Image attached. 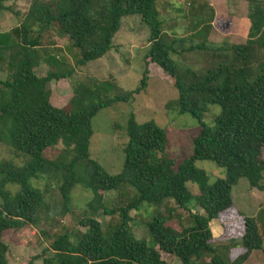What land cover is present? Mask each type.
<instances>
[{
	"label": "trees",
	"instance_id": "obj_1",
	"mask_svg": "<svg viewBox=\"0 0 264 264\" xmlns=\"http://www.w3.org/2000/svg\"><path fill=\"white\" fill-rule=\"evenodd\" d=\"M12 1L0 0V12H11L5 3ZM155 1L30 0L22 19L0 32V72L5 73L0 78V144L14 158L23 159L19 165L0 161V264H6L4 231L37 228L45 222L52 202L45 199V190L31 184L40 178L53 183L63 212L68 211L72 189L80 186L92 195L87 203L91 211L101 209L104 215L118 217L106 233L93 218H83L78 222L83 232L55 235L41 251V264H165L159 252L180 264H241L261 248L256 222L239 213L243 234L233 245L244 253L226 262L209 244L208 224L231 209L230 192L239 179L246 180L250 190H264V0H241L247 21L243 44L223 41L217 46L194 43L205 39L212 17L201 15L193 0H186L190 25L183 36L164 29ZM126 16H138L148 28L144 60L173 80L177 112L193 118L198 131L191 139L190 154L174 166L165 154L164 130L153 121L136 124L129 114L121 170L108 175L89 158L91 119L99 110L126 103L142 92L151 68L144 69L135 89L111 97L108 83L76 82L66 107L56 108L49 103V84L68 79L71 71H61L57 57L40 50L39 40L47 30L65 37L77 54L75 65L84 66L111 49ZM194 52L209 63L203 72L172 59ZM43 65L53 70L37 77L34 70ZM211 106L219 111L206 125L202 116ZM56 144L61 149L54 159L48 158L45 151ZM196 161L212 163L223 177L209 184L205 172L194 166ZM188 185L197 194H191ZM8 186L17 190L11 193ZM124 188L133 194L127 202L116 209L103 207L100 193ZM164 200L201 214H190V224L179 231L155 212L145 224L149 242L135 240L129 212L142 205L157 207ZM38 234L47 240L45 231Z\"/></svg>",
	"mask_w": 264,
	"mask_h": 264
},
{
	"label": "rangeland",
	"instance_id": "obj_2",
	"mask_svg": "<svg viewBox=\"0 0 264 264\" xmlns=\"http://www.w3.org/2000/svg\"><path fill=\"white\" fill-rule=\"evenodd\" d=\"M214 1L213 4L217 14L225 17L224 19L218 18L219 31L229 32L234 38H222L225 40L218 39L217 41L214 36L211 38L209 45L217 46L218 43L223 41L230 44H243L245 39L240 41L237 39L236 33L239 28L242 29V26H244L242 23L246 12L245 2L241 0ZM29 2L30 0H14L5 3V6L12 13L8 11L0 12V32L10 30L22 19L28 9ZM203 2L207 1L193 0V5L196 6ZM186 3V0L155 1V9L159 19L163 21L164 29L173 31L174 36H183L182 34L185 30L187 32L190 25V15H187L189 10ZM232 7L236 11L232 14L233 17L226 12V10H231ZM176 9H179L180 12H176ZM13 13L15 15H12ZM201 15L207 16L206 13H202V10ZM233 21L234 24H231ZM232 25L233 27H231ZM54 33V31L49 30L43 31L39 40L42 47H40V50H43V53L47 55L57 57L60 70L63 72L70 70L71 75L68 79H61L49 84V103L53 107H66L71 97L72 87L76 82L108 83L111 86L108 96L111 97L135 89L144 69L147 66L151 68L147 71L146 87L142 92L133 95L126 103H117L99 110L91 119L92 135L88 146L89 158L94 160L105 173L116 175L121 170L123 164L122 149L126 143L124 128L129 114L133 115L136 124L153 121L164 130L166 138L165 154L173 161L174 166L183 157L190 154L191 139L198 131L197 122L189 115L177 112L176 91L172 86L173 80L145 62L144 53L147 49L146 41L149 30L141 23L138 16L123 17L112 39L111 49L100 59L89 62L84 66L75 65L76 52L70 47L65 37H56ZM33 36L34 33L30 34V37ZM201 42L202 40L199 39L194 41L198 44ZM172 59L177 60L182 66L198 72H203L209 66L207 59L199 52L173 56ZM48 70H53V68L43 65L38 66L34 72L37 77H43ZM3 72H0V78L5 76ZM218 111L217 107H208L207 112L202 116V122L210 125L212 122L210 120ZM60 149V144H56L51 149L46 150L45 155L54 159ZM3 160H12L17 165L23 162L22 158H14L10 150L0 144V161ZM194 166L205 172L209 184L215 179L223 177L222 170L210 162L196 161ZM31 184L42 191L45 190V199L52 202V205L49 208L48 215L45 216V222L40 223L37 228L24 226L18 230H7L2 233L1 241L6 246V264H41V251L51 242V239L55 235L63 233L83 232V229L78 226V222L83 218L96 220L100 224L103 233L107 232V227L118 221L116 213L107 216L102 213L101 209L91 211L87 207V203L92 200V195L80 186L72 189L68 211L63 212L60 208L59 195L51 181L40 178L31 181ZM7 188L11 193L17 190L15 186H8ZM188 189L191 194H197L193 185H188ZM100 195L103 207L110 210L116 209L127 202L133 194L128 188H124L118 192L112 191L104 194L100 193ZM230 198L232 202L231 209L226 213H220L216 219L208 224L211 233L209 244L226 262L233 261L241 256L244 250L233 245L239 243L243 234L240 213L254 219L261 243V248L252 251L241 264H264L261 250L264 249V190L260 192L250 190L246 180L239 179L231 189ZM155 212L165 217L166 225L177 227L179 231L190 224V214H201V211L195 209L191 213L178 209L170 200H164L154 208L142 205L139 211L129 212L131 218L129 227L135 240L149 242L145 224ZM228 213H231V215H228ZM40 231L46 232V241L40 238L38 234ZM159 256L165 264H180L172 256L160 252Z\"/></svg>",
	"mask_w": 264,
	"mask_h": 264
},
{
	"label": "crops",
	"instance_id": "obj_3",
	"mask_svg": "<svg viewBox=\"0 0 264 264\" xmlns=\"http://www.w3.org/2000/svg\"><path fill=\"white\" fill-rule=\"evenodd\" d=\"M207 2H203V3H199L198 5L196 6H199L202 10V13H206L207 17H212L210 23H209V26H210V30L208 31L207 35L205 36V39H202V38H197L196 40H202V41H207V42H210L211 41V38L215 36V38L220 40L222 38H226L228 39V37L230 38H234V36H231V33L229 32H221L219 31V22H218V18L221 17L222 19H224L225 17L223 16H220L219 14H217L216 10H215V6L213 4V2H215L214 0H206ZM221 1H226V0H221ZM217 2H220L217 0ZM232 5V4H231ZM233 8V9H232ZM231 10H226V12L228 13L229 16H232V14H234L236 11H235V8L232 7ZM230 11V12H229ZM240 22V21H239ZM231 24H234V21L231 23ZM244 26H242V29H238L237 33H236V36H237V39H239L240 41L244 40L245 39V36H246V30H247V21H246V12H245V15H244V22L242 23ZM233 27V25L231 26ZM232 31V30H231ZM216 34H219L218 36ZM191 35V32L189 34H187L186 36H189ZM222 40H225V39H222ZM216 42V41H215ZM211 222V221H210Z\"/></svg>",
	"mask_w": 264,
	"mask_h": 264
}]
</instances>
